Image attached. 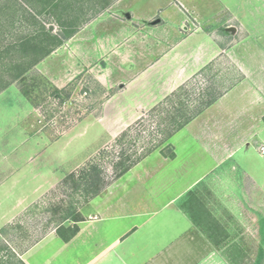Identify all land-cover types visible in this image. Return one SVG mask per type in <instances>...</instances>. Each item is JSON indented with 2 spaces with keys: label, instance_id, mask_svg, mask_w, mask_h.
<instances>
[{
  "label": "crops",
  "instance_id": "1",
  "mask_svg": "<svg viewBox=\"0 0 264 264\" xmlns=\"http://www.w3.org/2000/svg\"><path fill=\"white\" fill-rule=\"evenodd\" d=\"M33 1L38 5L25 11L27 24L16 15L3 23L0 15V80H14L16 73L8 72L14 65L35 63V69L59 89L66 86L60 82L69 78L70 72L87 69L97 75L102 86H119L97 122L109 131L108 141L221 55L235 64L242 77L169 140L174 158L153 152L87 204V209L95 208L83 215L73 239L65 242L56 227L19 258L25 264H218L220 248L197 227L182 203L191 191L201 194L216 169L231 162L237 149L252 137L243 138L244 127L260 129L264 125V47L213 39L214 43L201 41L195 48L200 33L195 37L184 34L194 23L180 0H153V5L148 1L144 11L134 10L129 0ZM229 33L233 36L239 31L231 26L224 29L225 36ZM37 35L39 51L27 58L21 51L26 50L30 37ZM47 35L55 39L46 40ZM63 35L73 36L58 46L56 38ZM49 50L53 52L48 55ZM169 66L173 74L164 79L159 92L141 96L132 106L117 105L118 98L158 77ZM11 89L21 93L14 84L0 98ZM111 109L119 114L117 119L109 118ZM117 123L119 128L115 130ZM258 143L259 155L257 149L264 142ZM49 146L43 144L39 149L40 163L33 168L27 163L36 158L0 153V229L23 215L29 185L34 183L30 192L40 196L43 183L48 187L52 178L62 179L75 171L63 170L62 162L46 165L44 156ZM203 154L214 161V166L204 169Z\"/></svg>",
  "mask_w": 264,
  "mask_h": 264
},
{
  "label": "rangeland",
  "instance_id": "2",
  "mask_svg": "<svg viewBox=\"0 0 264 264\" xmlns=\"http://www.w3.org/2000/svg\"><path fill=\"white\" fill-rule=\"evenodd\" d=\"M130 1L134 10L140 8L144 11L149 5L148 1L153 5V0ZM180 2L191 13L194 23V26L190 23L184 34L195 37L200 33V38L197 41L193 40L196 41L195 48L199 47L201 41L214 43L213 39L230 44L243 41L245 47L248 45L253 48H257V45L264 47V0H180ZM159 3H163V0ZM37 5L33 0H0V11H5V14H0L1 19L4 23L6 19L16 15L19 16V21L25 20L27 24L25 11L30 12L33 6ZM197 26L200 31H197ZM231 26L236 27L239 33L233 36L229 33L225 36L224 29ZM201 32H206L212 39L208 35H201ZM161 49L163 50V47ZM211 65L186 83L193 99L198 98L207 88L225 90L242 77L237 72L235 64L225 55L219 56ZM34 71L41 74L35 68ZM70 73L69 78L60 82L66 84L64 88L72 93L65 107L61 108L53 99L46 96L39 110L34 111L30 102L17 89H11L0 98V153L21 155L27 160L36 158L27 163L33 168L40 163L37 154L42 145L48 147L53 144L45 152L46 165L53 161V164L58 166L62 162L63 170L74 169V172H77L85 164L95 160L105 167L106 179L111 185L115 180L114 155H118L122 148L134 151L136 147L138 151H143L150 143L156 144L163 139L164 134L161 130L165 129L164 119L167 114L162 105L169 95L158 100L153 108L144 112L139 120L130 125L135 128L133 133L135 147L131 146L133 142L121 146L116 143V139L123 131L115 139L108 141L109 131L97 123L104 116L105 103L119 90V86L114 88L102 86L96 79L97 75L88 69ZM170 74H173V68L169 66L158 77L146 81L140 87H135L128 95L118 98L117 105L121 108L132 106L134 100L141 96L145 97L149 92H159L164 79L169 78ZM30 76H34L33 73ZM16 86L18 87L17 84ZM164 107L168 106L164 104ZM160 109L163 110L159 112ZM30 110L32 112H29ZM114 110H110L109 118L117 119L119 114ZM154 110L157 111L153 112ZM24 118L26 133L23 130ZM118 128L119 123L114 129ZM244 128L243 138L250 135L252 137H248L247 142L237 149L231 162L216 169L214 173L216 176L205 182L200 194L206 207L229 234L227 241L220 247L218 264H264V156L260 157L256 152L258 142H264V125H261L260 129ZM162 150L167 154V145L157 151ZM102 153H106L103 158L100 157ZM202 161L205 170L215 164L207 154H203ZM64 179L52 178L50 180L52 184L48 187L43 183L40 196L30 192L35 186L32 182L33 184L26 188L28 192L23 215L13 224L0 229L11 250L17 255L60 225L67 216L72 197L70 190L62 183ZM111 193H114V188ZM77 207L83 218L84 214L95 208L91 206L87 209V204L83 202ZM0 255L8 259L6 252H1Z\"/></svg>",
  "mask_w": 264,
  "mask_h": 264
},
{
  "label": "trees",
  "instance_id": "3",
  "mask_svg": "<svg viewBox=\"0 0 264 264\" xmlns=\"http://www.w3.org/2000/svg\"><path fill=\"white\" fill-rule=\"evenodd\" d=\"M40 36V35H39ZM39 36H31L25 43L26 50L23 52L24 56L32 57L36 56L39 51L37 47V40ZM73 35L57 36L58 46L62 45L66 40ZM49 37V40H54V36ZM46 38V40H47ZM13 53L16 51H6ZM51 50L47 51L49 55ZM35 63L32 65H14L9 68V73L15 72L12 76L14 80H0V94L9 88L10 86L17 84L23 96L30 102L35 110H39L40 104L47 96L54 100L55 104H58L61 108L72 97L71 91L67 88L59 89L53 85L45 76L38 74L34 71ZM203 70L201 73H203ZM7 71H4V73ZM18 72V73H17ZM33 73L34 76H30ZM18 78V81L15 79ZM189 85V84H188ZM225 90H217L215 88H207L199 94L198 98L192 97V92L188 91L187 84L181 86L174 91L163 103V109L166 111V119L164 130L161 132L164 134L163 139L156 144L150 143L143 151H138L135 147L134 126H130L124 130L116 139V143L124 146L126 143H130L135 150L132 151L128 148H122L118 155H114L113 169L115 173V180L121 178L133 167L139 164L143 159L159 150L162 146L167 145L168 153H161L169 158H174L175 153L173 147L169 144V140L185 128L190 122H192L197 116L203 113L207 108L212 106L221 96H223ZM164 104L168 107H164ZM167 108V109H166ZM160 109L159 112H161ZM157 110H154L155 112ZM106 153L100 154L103 158ZM114 180V181H115ZM65 188L70 190V196L72 200L70 202L69 212L67 216L62 220L60 225L57 226V234L65 241L68 242L73 239L79 232L77 224L83 221V217L78 210L80 203L88 204L91 200L102 196L109 183L106 179V170L103 164L98 161H90L80 168L79 171L69 174L63 180ZM80 200L82 202H80ZM182 207L187 212L194 223L199 227L205 235H207L209 241L217 248L223 246L227 241L228 231L227 229L215 218L212 212L206 207L201 195L198 191H191L187 194L185 201L182 203ZM66 222H73V226L65 227ZM6 252V257L0 255V264H25L19 256L11 250L9 243L4 239V236L0 233V254Z\"/></svg>",
  "mask_w": 264,
  "mask_h": 264
},
{
  "label": "built area",
  "instance_id": "4",
  "mask_svg": "<svg viewBox=\"0 0 264 264\" xmlns=\"http://www.w3.org/2000/svg\"><path fill=\"white\" fill-rule=\"evenodd\" d=\"M66 105V104H64ZM65 107V106H64ZM259 155L264 156V144H261L257 149Z\"/></svg>",
  "mask_w": 264,
  "mask_h": 264
},
{
  "label": "water",
  "instance_id": "5",
  "mask_svg": "<svg viewBox=\"0 0 264 264\" xmlns=\"http://www.w3.org/2000/svg\"><path fill=\"white\" fill-rule=\"evenodd\" d=\"M158 22V21H157ZM229 30H231L232 32H235V29L234 28H231V29H229Z\"/></svg>",
  "mask_w": 264,
  "mask_h": 264
}]
</instances>
